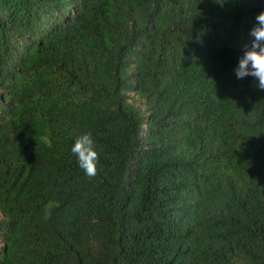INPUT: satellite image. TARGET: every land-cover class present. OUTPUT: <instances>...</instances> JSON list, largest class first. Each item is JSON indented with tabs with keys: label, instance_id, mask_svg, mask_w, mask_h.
<instances>
[{
	"label": "trees",
	"instance_id": "1",
	"mask_svg": "<svg viewBox=\"0 0 264 264\" xmlns=\"http://www.w3.org/2000/svg\"><path fill=\"white\" fill-rule=\"evenodd\" d=\"M262 11L0 0V264H264V90L235 75Z\"/></svg>",
	"mask_w": 264,
	"mask_h": 264
},
{
	"label": "clouds",
	"instance_id": "2",
	"mask_svg": "<svg viewBox=\"0 0 264 264\" xmlns=\"http://www.w3.org/2000/svg\"><path fill=\"white\" fill-rule=\"evenodd\" d=\"M250 40L243 45V54L235 69L238 79L251 76L258 81V87L264 90V11L255 17V24L249 32ZM77 156L79 166L91 179L98 171L99 152L91 132L74 136L71 148Z\"/></svg>",
	"mask_w": 264,
	"mask_h": 264
},
{
	"label": "rangeland",
	"instance_id": "3",
	"mask_svg": "<svg viewBox=\"0 0 264 264\" xmlns=\"http://www.w3.org/2000/svg\"><path fill=\"white\" fill-rule=\"evenodd\" d=\"M4 221V216L3 214L0 212V223H2Z\"/></svg>",
	"mask_w": 264,
	"mask_h": 264
}]
</instances>
